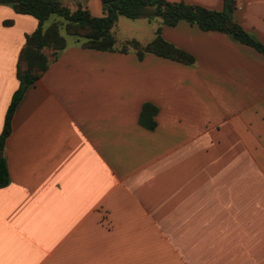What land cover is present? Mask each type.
<instances>
[{"label": "crops", "instance_id": "obj_1", "mask_svg": "<svg viewBox=\"0 0 264 264\" xmlns=\"http://www.w3.org/2000/svg\"><path fill=\"white\" fill-rule=\"evenodd\" d=\"M57 1L102 14L100 0ZM231 14L264 46V0H233ZM118 18L116 50L67 42L11 114L0 264H264V55L183 20L120 22L136 34L117 37ZM35 27L0 3V131ZM157 27L192 64L117 50Z\"/></svg>", "mask_w": 264, "mask_h": 264}, {"label": "trees", "instance_id": "obj_2", "mask_svg": "<svg viewBox=\"0 0 264 264\" xmlns=\"http://www.w3.org/2000/svg\"><path fill=\"white\" fill-rule=\"evenodd\" d=\"M0 3L9 4L14 12L29 14L36 20V27L30 34L25 35L24 44L19 50L15 65L18 86L11 94L3 117L0 131V188L8 183L2 149L4 139L9 133L11 114L24 90L39 78L50 61L67 45L65 37L60 33L61 30L72 36L73 41L82 48L114 51L116 48L112 28L119 16L132 20L144 17L148 21L158 18L160 24L166 26H173L183 20L201 31L213 30L230 34L238 42L264 55V46L233 20L231 14L233 0H223L221 10H210L186 4L181 0H100L102 14L98 17L91 16L85 9L69 11L57 0H0ZM43 48L50 50L49 55L42 52ZM127 48H131L138 59L145 53H151L184 64L193 63L190 54L174 47L160 36L159 27L154 31V37L147 43L141 44L134 39H128L117 50L124 52ZM154 113L153 106L144 104L139 119L147 120L148 128H152Z\"/></svg>", "mask_w": 264, "mask_h": 264}, {"label": "rangeland", "instance_id": "obj_3", "mask_svg": "<svg viewBox=\"0 0 264 264\" xmlns=\"http://www.w3.org/2000/svg\"><path fill=\"white\" fill-rule=\"evenodd\" d=\"M120 22L127 23L129 27H130V25L138 26V27H145V25L147 24L146 18H144V17H139V18H136L134 20H130V19H127L124 17H119L118 18L119 24L117 26V28H118L117 37L120 36L121 34H136V33H132V32H135L134 29H129V27L127 28L125 26H122V24H120ZM60 33H61V35H63L65 37L67 42L74 39L72 36L66 35L62 30L60 31Z\"/></svg>", "mask_w": 264, "mask_h": 264}]
</instances>
